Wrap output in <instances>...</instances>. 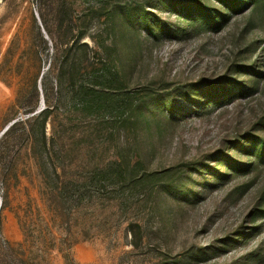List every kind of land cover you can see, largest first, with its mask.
Segmentation results:
<instances>
[{"label":"rangeland","instance_id":"1","mask_svg":"<svg viewBox=\"0 0 264 264\" xmlns=\"http://www.w3.org/2000/svg\"><path fill=\"white\" fill-rule=\"evenodd\" d=\"M227 1L0 0V264H264V0Z\"/></svg>","mask_w":264,"mask_h":264},{"label":"trees","instance_id":"2","mask_svg":"<svg viewBox=\"0 0 264 264\" xmlns=\"http://www.w3.org/2000/svg\"><path fill=\"white\" fill-rule=\"evenodd\" d=\"M261 0H248V4H257L260 2ZM227 2H231V9H235V8H239L242 6L243 2H235L233 3V0H228ZM73 56L76 58V56H78V54L80 52H82L85 57L84 59H86V62L88 63L86 68H91L93 72L95 71H99L97 70V65L99 66L98 63L96 62H92L90 60V57H89V46L85 43H82V39H77L73 42ZM94 58V57H92ZM90 60V61H89ZM76 62H79L78 59H73V64L76 63ZM78 65V64H77ZM81 65V64H80ZM79 67V65H78ZM103 67H105L104 69L106 70V65H103ZM56 68V66H55ZM105 70H100L101 74L99 73V75L95 76V79H98V80H95L94 83H88V84H79V93L81 97L85 98V101L87 102L88 105H91L92 103H97V100H100V97L101 96H105V94L107 93L106 91H108L107 89H110V85H111V82L114 78L118 77L117 73L113 72L111 73L110 70L109 72ZM114 76V77H113ZM112 79V80H111ZM100 87V89H99ZM105 87V88H103ZM102 88V89H101ZM44 114V111L42 112ZM41 113V114H42ZM11 129H9L7 131L6 134H8V132L10 131ZM46 138H45V134H44V142H45ZM56 173V172H54ZM109 178L111 179L112 176L111 174L108 175V177H106V179Z\"/></svg>","mask_w":264,"mask_h":264}]
</instances>
